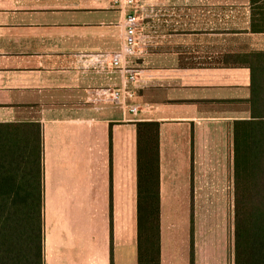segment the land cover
I'll return each instance as SVG.
<instances>
[{
    "label": "crops",
    "instance_id": "1",
    "mask_svg": "<svg viewBox=\"0 0 264 264\" xmlns=\"http://www.w3.org/2000/svg\"><path fill=\"white\" fill-rule=\"evenodd\" d=\"M161 1V23L146 25L160 41L145 43L131 113L104 93L123 81L109 63L126 11L112 0H0V122L41 127L43 264L138 263V121L158 122L159 263L227 264L222 239L202 254L189 209L210 173L197 167L201 153L223 155L233 122L250 116L243 57L264 50L254 45L264 0ZM218 35L246 41L217 49ZM238 51L239 62L224 59Z\"/></svg>",
    "mask_w": 264,
    "mask_h": 264
},
{
    "label": "trees",
    "instance_id": "2",
    "mask_svg": "<svg viewBox=\"0 0 264 264\" xmlns=\"http://www.w3.org/2000/svg\"><path fill=\"white\" fill-rule=\"evenodd\" d=\"M224 59L239 62L241 57L238 51ZM243 59L250 71V116L232 127V260L264 264V50L250 51ZM136 135L137 264H160L158 122H136ZM42 209L40 124L0 122V264H43Z\"/></svg>",
    "mask_w": 264,
    "mask_h": 264
},
{
    "label": "rangeland",
    "instance_id": "3",
    "mask_svg": "<svg viewBox=\"0 0 264 264\" xmlns=\"http://www.w3.org/2000/svg\"><path fill=\"white\" fill-rule=\"evenodd\" d=\"M136 17L138 19L137 25V55L134 56L132 65L136 68H144L145 64L140 62L141 55L145 50V43L149 40L160 41V33L146 31L148 24H160L162 21V4L161 0H136ZM221 5V4H218ZM233 6H237L234 2ZM166 7V6H165ZM220 9V8H218ZM223 9V10H222ZM222 12L226 9L221 7ZM235 22L240 25V10L234 8ZM125 23L123 22V25ZM231 37V36H226ZM224 36L218 35L217 49L222 47H239L243 41L240 36L234 38L223 39ZM252 42V41H251ZM255 47H264V40L256 38ZM120 50V49H119ZM222 57L218 56V60ZM140 74V70L138 75ZM229 136V135H228ZM230 137V136H229ZM227 139V138H226ZM207 145L206 149L201 153L200 159L197 160V167L202 171H209L210 173L201 175V192L199 202L192 205L189 209V215L195 217L197 222L200 223L201 234L199 236L200 250L204 255L206 249L204 244L214 245L218 241L224 245V251L227 252V264H233V241H234V216H235V198H236V185L234 175V160H233V138L227 140L224 144L223 155L218 154L216 147ZM226 168L228 174L213 175L217 168ZM243 200V199H241ZM192 225V224H191ZM194 225V224H193ZM198 226V225H197ZM193 242L190 239V244ZM203 248V249H202ZM169 250V249H168ZM215 254V253H214ZM212 254V255H214Z\"/></svg>",
    "mask_w": 264,
    "mask_h": 264
},
{
    "label": "built area",
    "instance_id": "4",
    "mask_svg": "<svg viewBox=\"0 0 264 264\" xmlns=\"http://www.w3.org/2000/svg\"><path fill=\"white\" fill-rule=\"evenodd\" d=\"M125 13L122 47L110 55V65L123 73V81L119 86L107 87L105 94L115 102H121L131 113L138 111L139 103L135 101L136 86L139 82V70L132 65V57L136 55L138 19L135 11V0H112Z\"/></svg>",
    "mask_w": 264,
    "mask_h": 264
}]
</instances>
